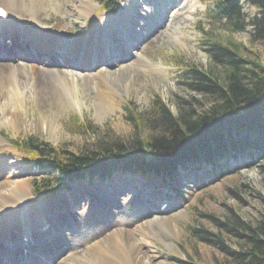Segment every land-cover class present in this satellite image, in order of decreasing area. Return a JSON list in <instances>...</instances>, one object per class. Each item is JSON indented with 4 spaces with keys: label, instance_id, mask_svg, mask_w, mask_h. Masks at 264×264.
Listing matches in <instances>:
<instances>
[{
    "label": "rangeland",
    "instance_id": "1",
    "mask_svg": "<svg viewBox=\"0 0 264 264\" xmlns=\"http://www.w3.org/2000/svg\"><path fill=\"white\" fill-rule=\"evenodd\" d=\"M42 1L46 11L40 13V22L45 20L43 25L47 27H52L57 23V31L63 38L86 31L94 20L98 21L97 18L100 16L107 18L112 23L113 18H120L121 15L127 13V4H124L126 0H122L119 12L110 16L100 11L99 1L101 0H90L89 5H94L96 10L91 16H84V18L77 20L74 15L71 16L67 13V9L72 5L71 2L74 3L76 0ZM142 1H139V8L143 5ZM195 1H177V5L181 4L185 7L182 11L176 13L177 17L173 29H171L172 32L167 31L159 38L158 35H161L162 31L165 30L161 25L154 29L151 36L142 37L136 52L141 54L149 67L140 64V61L135 60L134 56H131L128 51H124L122 47L115 49L114 44L112 45L114 49L97 59L99 68L116 69L120 63L132 58L130 61L131 67L129 66L128 69L133 73L129 71V74L125 76L131 83L127 88H124L125 85L120 83L118 85L120 90L114 96V99L120 102L121 109L103 111L101 115L97 114L95 109V101L97 102V100L94 98L96 97L95 85L87 87L82 84L73 95L64 96L59 92L60 89L56 82L49 74L45 73L49 82L51 80L49 91L53 100L50 103L41 101L30 94L28 96V116L25 117L24 121L19 120L20 122L18 121L15 125H12L13 127L0 128V162L2 161L0 163L2 166L0 167V179L2 181L5 179L4 181L7 180L10 183L19 182L28 185L27 190L32 191L33 201L37 199L51 201L58 196L67 194L65 192L52 199L38 198L34 192V183L39 179L36 177L40 173L32 168L29 155L21 153L16 148L31 137L53 145H64L68 150L76 153L81 148L92 145L96 140L90 130L88 133L82 132L79 120L86 124L89 123L93 131L98 132L97 134L100 136L105 135L120 139L135 136L146 147L147 144H150L145 140L147 131L144 127L138 129L129 120V116L135 113L142 114L156 97H160L165 102H173V104L177 101L174 100L176 97L184 103L191 102L190 98L195 99L199 105L205 103V100L203 101L200 98L201 94L197 91L194 92L195 88L191 84H187L188 87L184 84L186 83L185 80L181 78L182 70L185 69L184 65L186 64L202 68V70L208 65L209 58L204 50L203 41L229 44L230 48L236 47L243 58L252 62L258 61L264 65V40L254 41L251 28L241 33L229 32L211 18L208 12L211 0H198L200 4L195 3ZM96 5H98V8ZM186 7L189 9H186ZM24 9L26 11L18 12L20 17L16 18L22 22H28V19L32 21L31 18H34V13L30 12L28 7H24ZM244 12L252 17L255 14V8L244 5ZM10 22L12 23V21ZM135 31L137 32V29ZM138 31L140 32V30ZM120 41H123L122 46H125L124 48H127L130 42L124 40V38H121ZM109 47L110 45L107 43V49ZM31 55L32 58L27 61L29 65H31L30 63L40 65L37 56L44 55V52L37 48L36 51H31ZM56 56L57 62L55 61L53 67H64L60 65L62 62ZM111 60H113L112 64ZM20 61L11 58L8 62L16 65ZM26 67L28 68V66ZM73 97L79 102L80 107L73 102H69ZM191 107L193 108V106ZM172 108L174 114H177V108L174 105ZM185 108L183 106V109ZM47 121H53L57 125L53 132L44 126L49 124L46 123ZM198 167L202 169L200 170ZM125 176V174H118L107 182L94 180L93 183L88 181L83 183L80 181L74 187L80 197V203H84V205L78 207L77 212L79 215L85 214L88 209V205L85 207L86 200H91L95 190H100L107 195L109 193L113 194L115 188L112 184L115 179L119 178L123 180V184L118 188L122 187L127 181L131 187L133 186V190H143L142 194H147V198L145 196V199H139L135 194H130V191H126L127 193L124 195L123 191L122 194L117 196L118 201L128 200L129 206L145 210L146 213H150L148 214L150 218L164 216L174 219L170 223L171 227L167 223L153 226L157 230L155 233L158 238L151 239V247L154 249L158 262L163 264H242L237 254L246 250L245 240L240 236L241 232L237 229L231 231L222 225L226 224V221L231 218H238L252 225L257 224L262 219L264 215V158H257L251 162L246 160L244 155H241L237 162L232 156L213 165L210 163H203L202 166L200 164L196 166L189 165L180 169L170 182L151 175H134L144 179L145 181L142 182L148 185L146 187H143L142 182L139 180H130ZM153 181H157L160 188L153 190L154 193L158 194H156V200L152 201L151 207L149 204L153 194H151L152 190H150L151 193L149 192V189ZM138 184H141V186ZM110 197H107V200ZM109 203L112 204V201ZM73 205L75 210L76 206ZM102 207L109 212V205L103 203ZM67 210L72 211L68 208ZM204 216H213L215 220L211 221ZM129 219L130 215L122 217L121 214H117L109 218L110 221L106 222L103 229H111L113 226H117L125 232L126 223H124V220ZM188 227L214 233L223 244L214 236L204 237V234L196 239L189 233ZM114 241H117V239H114ZM29 242L31 243L32 240H29ZM117 256L115 257L117 258ZM115 257H112L113 262Z\"/></svg>",
    "mask_w": 264,
    "mask_h": 264
},
{
    "label": "bare ground",
    "instance_id": "2",
    "mask_svg": "<svg viewBox=\"0 0 264 264\" xmlns=\"http://www.w3.org/2000/svg\"><path fill=\"white\" fill-rule=\"evenodd\" d=\"M139 1H124V4H127V13L120 18H113L112 23L100 16L86 31L71 38H62L51 31L56 29L57 23L47 27L43 25L45 20L40 22V13L46 11L42 0H0V8H3L8 16L6 19H0V128L11 127L19 120L24 121L28 116L30 94L41 101L50 103L53 100L49 91L51 80L49 82L45 73L56 82L59 92L64 96L73 95L82 84L87 87L95 85L97 114L121 109L120 102L115 100L114 96L120 90V83L125 85L124 88L131 83L125 78L131 71L128 69L131 67V56L140 61V64L149 67L141 54L136 52L142 37L151 36L154 29L161 25L165 30L158 35L159 38L167 31L172 32L176 13L185 7L177 5L178 0H143V5L139 8ZM89 3L90 0L71 2L67 13L74 15L77 20L84 16L89 17L96 10L94 5ZM195 3L200 4L198 0ZM96 6L98 8V5ZM24 7L34 13V18L29 15L33 20L20 22L13 19L12 17L19 18V13L26 11ZM121 38L130 41L127 48L122 46ZM107 43L110 45L108 49ZM31 44H36L37 48L44 52V55L37 56L40 65H29L27 62L32 58L31 50L34 51L29 46ZM113 44L115 49L122 47L124 51H128L131 59L116 65V69L99 68L97 59L114 49ZM54 54L64 67H53L55 61L57 62L55 57L53 58ZM11 58L21 61L13 65L8 62ZM111 61L112 64L113 60ZM74 98L69 102L80 107ZM46 123L49 124L44 126L53 132L57 125L53 121ZM4 180L0 179V264H163L156 260L154 249L151 247V239L157 237V230L153 226L167 223L171 227L173 218H150V213L145 210L129 206L128 200L118 201L117 196L123 191L124 195L126 191H130V194H135L139 199H145V196L147 198V194H142L143 190H133V186L127 181L118 188L123 184V180L115 179L112 184L115 188L113 194L107 195L95 190L91 200H86L85 207L88 205V209L85 214L79 215L78 207L84 203H80L75 189L51 201L37 199L35 202L32 200V191L27 190L28 185ZM142 186L148 185L142 183ZM156 189L158 186L150 185L149 192L152 190L153 194L150 206L157 198L158 193L153 191ZM109 196L111 197L107 200ZM111 201L112 204L109 203ZM103 203L111 207L108 208L109 212L103 209ZM73 204L76 206L75 210ZM117 214L122 217L130 215L129 220H124L125 232L117 226L103 229L106 222L110 221L109 218ZM112 257H115L114 262Z\"/></svg>",
    "mask_w": 264,
    "mask_h": 264
},
{
    "label": "trees",
    "instance_id": "3",
    "mask_svg": "<svg viewBox=\"0 0 264 264\" xmlns=\"http://www.w3.org/2000/svg\"><path fill=\"white\" fill-rule=\"evenodd\" d=\"M119 1L103 0L101 4L104 10L116 9ZM241 1L211 0L208 12L229 32L241 33L252 27L253 40H264V0H245L257 10L250 18L243 12ZM203 46L208 65L202 70L186 64L181 74L184 84H191L194 92L201 94L203 105L193 98L184 103L176 97L173 104L156 97L142 114L129 116L138 129L144 127L147 131L145 140L150 144L146 147L135 136H100L89 123L80 120L82 132L90 130L96 140L76 153L64 145L54 146L31 137L17 146L43 173L34 183L35 192L53 196L75 181H104L117 172L173 176L186 164L210 162L232 149L244 151L246 156L253 152L264 157V65L243 58L236 47L226 43L203 41ZM204 217L215 220L213 216ZM222 226L241 232L246 250L237 254L242 264H264V215L255 225L231 218ZM188 231L196 239L201 234L218 239L205 230L188 227Z\"/></svg>",
    "mask_w": 264,
    "mask_h": 264
}]
</instances>
